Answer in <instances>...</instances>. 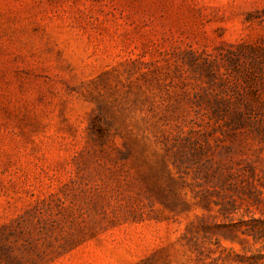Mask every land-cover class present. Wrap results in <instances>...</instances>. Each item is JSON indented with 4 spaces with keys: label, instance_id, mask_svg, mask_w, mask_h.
Returning a JSON list of instances; mask_svg holds the SVG:
<instances>
[{
    "label": "rangeland",
    "instance_id": "rangeland-1",
    "mask_svg": "<svg viewBox=\"0 0 264 264\" xmlns=\"http://www.w3.org/2000/svg\"><path fill=\"white\" fill-rule=\"evenodd\" d=\"M262 73L264 0H0V264L261 247L223 224L264 216V115L225 109Z\"/></svg>",
    "mask_w": 264,
    "mask_h": 264
},
{
    "label": "trees",
    "instance_id": "trees-1",
    "mask_svg": "<svg viewBox=\"0 0 264 264\" xmlns=\"http://www.w3.org/2000/svg\"><path fill=\"white\" fill-rule=\"evenodd\" d=\"M245 74L246 80H251V84L253 82L254 84L262 82V79L258 78V72L255 69L247 68ZM225 109L233 115L232 126H241L248 128L250 131L256 130L259 133L262 131V121L258 116L264 115V96L253 92L251 99L245 98L239 100L238 103H229L225 105ZM223 175L224 173L219 174L220 179L223 178ZM220 183L223 184V182ZM222 210H227V207L222 208ZM247 213L250 212L248 211ZM223 225L230 229H235L243 235L252 237L255 243H262V246L256 250H245L243 253L234 250L228 251L225 255L212 258L209 264H219L220 261V264H264V216H255L254 214L247 218L241 216L238 220L230 219L228 223ZM204 232L207 235L206 231ZM206 235L204 236L207 237Z\"/></svg>",
    "mask_w": 264,
    "mask_h": 264
}]
</instances>
